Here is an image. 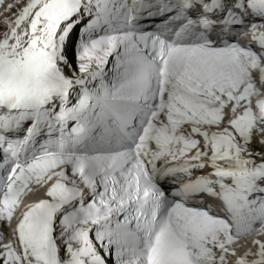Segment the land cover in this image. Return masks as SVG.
Masks as SVG:
<instances>
[{
    "label": "snow or ice",
    "instance_id": "6c2138e0",
    "mask_svg": "<svg viewBox=\"0 0 264 264\" xmlns=\"http://www.w3.org/2000/svg\"><path fill=\"white\" fill-rule=\"evenodd\" d=\"M0 5V264H264V0Z\"/></svg>",
    "mask_w": 264,
    "mask_h": 264
},
{
    "label": "bare ground",
    "instance_id": "6f19581e",
    "mask_svg": "<svg viewBox=\"0 0 264 264\" xmlns=\"http://www.w3.org/2000/svg\"><path fill=\"white\" fill-rule=\"evenodd\" d=\"M0 13L3 15V8L0 9Z\"/></svg>",
    "mask_w": 264,
    "mask_h": 264
},
{
    "label": "rangeland",
    "instance_id": "374dc122",
    "mask_svg": "<svg viewBox=\"0 0 264 264\" xmlns=\"http://www.w3.org/2000/svg\"><path fill=\"white\" fill-rule=\"evenodd\" d=\"M4 14H5V12H4Z\"/></svg>",
    "mask_w": 264,
    "mask_h": 264
}]
</instances>
